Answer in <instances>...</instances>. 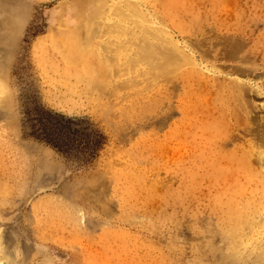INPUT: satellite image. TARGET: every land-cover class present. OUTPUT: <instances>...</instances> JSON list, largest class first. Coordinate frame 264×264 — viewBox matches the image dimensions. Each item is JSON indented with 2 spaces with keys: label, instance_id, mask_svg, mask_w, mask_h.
I'll list each match as a JSON object with an SVG mask.
<instances>
[{
  "label": "rangeland",
  "instance_id": "1",
  "mask_svg": "<svg viewBox=\"0 0 264 264\" xmlns=\"http://www.w3.org/2000/svg\"><path fill=\"white\" fill-rule=\"evenodd\" d=\"M96 1L0 0L1 264H264V227L240 253L223 238L230 204L264 206V0H131L192 57L171 80L126 71L131 50L99 53L121 33L66 57L83 22L107 15ZM100 57L124 69L108 65L102 85ZM40 112L74 119L77 142L99 133L94 157L40 140Z\"/></svg>",
  "mask_w": 264,
  "mask_h": 264
},
{
  "label": "bare ground",
  "instance_id": "2",
  "mask_svg": "<svg viewBox=\"0 0 264 264\" xmlns=\"http://www.w3.org/2000/svg\"><path fill=\"white\" fill-rule=\"evenodd\" d=\"M104 0H97L95 2L96 6L95 7H100V5H103ZM109 1V3L107 4V6H105L104 9H106L107 11V15H102L101 12L99 13H95V15L93 16L94 19L90 20H85L83 22V26H82V31L81 34L76 33L75 35L70 36L66 42V44L63 45L64 50H66L65 54L66 57L72 59L77 55H81V53H84L86 51L89 50H93L94 47L91 44V40L94 37V34H100L99 37L101 35L104 34H114V33H121L122 35H126V40L124 39V41L119 39L112 43V41L115 40H106V41H102L98 46L97 49L99 50V53H101L100 51L102 50H111L113 57L111 58L113 61L115 59L116 53H120L121 52H126L127 50H131V53H127V56H129L127 58V62L125 63V66L123 67L125 70H132L134 69L135 64H139V63H145L147 64L148 67V71L149 73H151V76H154V74H158L160 72H162V74H166L168 72L167 76L168 80H171L170 78H172L171 76L176 73L177 71H179L182 67L189 65L190 63H192V57L189 56V54L186 52V49L182 46H180L175 40H173V38L171 37V35L168 33V31L164 28L166 26H161V24H156V22L152 21L153 16L150 17V15H147V13H145L138 4H136L134 1L131 0H107ZM91 2V1H90ZM88 5V4H87ZM91 5V4H89ZM106 5V4H105ZM142 6V5H141ZM102 8V9H103ZM144 8V7H142ZM93 9V8H92ZM96 9V8H95ZM150 9V8H149ZM89 10V9H88ZM105 11V12H106ZM148 11V9L146 10ZM91 12V11H90ZM106 14V13H105ZM3 17V16H2ZM6 17V16H5ZM3 17V18H5ZM155 18V17H154ZM7 19V18H6ZM98 19L100 21H98ZM158 19V17H157ZM166 19V18H165ZM96 20V21H95ZM155 20V19H154ZM161 20V19H160ZM159 20V21H160ZM4 21V20H2ZM5 21H8L5 20ZM158 21V20H157ZM99 22V23H97ZM2 23V22H1ZM11 23V22H10ZM102 24V25H101ZM173 25V24H172ZM178 27V26H177ZM112 34V35H113ZM108 39V38H107ZM121 39V38H120ZM185 40V39H184ZM186 41V40H185ZM204 44V40L202 41ZM188 43V42H187ZM196 43V41H195ZM197 44V43H196ZM202 44V43H201ZM228 44V43H227ZM232 44V43H230ZM235 45V44H234ZM190 46V45H189ZM230 46V45H229ZM199 47V46H198ZM236 47V46H235ZM133 48V49H131ZM200 48V47H199ZM234 48V47H233ZM96 49V50H97ZM192 49V47H191ZM201 49V48H200ZM50 50V49H49ZM204 50V49H202ZM110 51V52H111ZM109 52V51H106ZM98 53V54H99ZM192 54V53H191ZM100 55V54H99ZM110 55V54H109ZM124 55V54H123ZM223 55V54H222ZM221 55V56H222ZM106 56V54L104 55ZM118 56V55H117ZM219 56V55H218ZM103 57V56H102ZM220 57V56H219ZM108 58V57H107ZM119 58V57H118ZM223 58V57H221ZM240 58V57H239ZM96 59V58H95ZM109 59V58H108ZM230 59V58H228ZM231 60V59H230ZM235 60V59H233ZM110 61V59H109ZM107 59L105 58H101L99 60V64H95V66L97 65V67L93 68L94 69V73L96 74V77L98 79V85H102L105 76H106V70H107V66L111 65L110 68V74H115L113 73V71H115V68L117 70H119L117 67L119 66H114L112 63H108L109 62ZM243 61V60H242ZM116 62V60H115ZM121 64V63H120ZM200 64V63H199ZM115 68H114V67ZM89 65L87 63H82V70L83 71H87L88 70ZM120 68V69H123ZM123 70H119V71H124ZM142 71L143 68H141ZM71 70V69H70ZM117 70L115 71L117 74L120 73L119 71L117 72ZM251 70V69H250ZM127 71V70H126ZM140 71V70H139ZM91 72V71H90ZM165 72V73H164ZM213 72V71H212ZM85 73V72H84ZM134 73V72H132ZM138 73V72H137ZM221 73V72H220ZM89 74V72H88ZM87 74V75H88ZM125 74V73H124ZM123 74V75H124ZM109 75V74H108ZM121 75V74H119ZM142 75V74H141ZM165 75V76H166ZM117 76V75H116ZM150 76V75H149ZM158 76V75H157ZM162 76V77H165ZM112 78V76H111ZM129 78V77H128ZM156 78V77H155ZM158 78V77H157ZM166 78V77H165ZM108 79V78H107ZM146 79V78H145ZM162 79V78H161ZM113 80V79H112ZM133 80V78H132ZM139 81V79H137ZM110 81V80H109ZM134 81V80H133ZM138 81H134L133 83H136ZM125 82V81H124ZM110 83V82H109ZM120 83V82H119ZM118 83V84H119ZM123 83V82H122ZM126 83V82H125ZM111 84V83H110ZM117 84V83H116ZM127 84V83H126ZM130 84V83H129ZM138 84V83H137ZM162 84V83H161ZM108 85V84H107ZM123 85V84H122ZM173 85V84H172ZM242 85V84H241ZM119 86V85H118ZM116 86V87H118ZM121 86V85H120ZM119 86V87H120ZM124 86H127L124 84ZM169 86V85H168ZM244 86V85H243ZM242 86V87H243ZM103 87V86H102ZM108 87V86H107ZM123 87V86H122ZM171 87V86H170ZM245 87V86H244ZM243 87V89H244ZM91 88V87H90ZM109 88V87H108ZM127 88V87H125ZM172 88V87H171ZM106 89V88H105ZM121 89V88H120ZM130 89V88H129ZM175 89V88H174ZM101 90V89H100ZM178 90V88L176 89ZM108 92V91H107ZM100 93V92H99ZM248 103V102H247ZM250 105V103H249ZM175 111V110H174ZM173 112V111H172ZM215 113V112H214ZM194 114V113H193ZM198 114V113H197ZM169 116V115H168ZM171 116V115H170ZM174 116V115H173ZM212 120V119H211ZM257 124V122H256ZM260 124V123H259ZM260 126V125H258ZM198 127V125H197ZM262 127V126H261ZM260 127V128H261ZM195 128V127H194ZM203 128V127H202ZM263 128V127H262ZM176 129V128H175ZM174 129V130H175ZM196 129V128H195ZM194 129V130H195ZM264 129V128H263ZM263 129H259L256 128V130H260L261 133H259V135H257V131L254 132L256 134V139H258V136H260V139H263V134L262 131ZM189 130V129H188ZM193 130V131H194ZM173 131V130H172ZM171 131V132H172ZM192 131V132H193ZM175 132V131H173ZM188 132V131H187ZM200 132V131H199ZM203 132V131H201ZM215 132V131H214ZM197 133V132H196ZM207 133V132H206ZM204 134V133H203ZM253 134V133H252ZM262 134V135H261ZM180 137V136H179ZM180 140V139H179ZM183 141V140H182ZM190 142V141H189ZM186 143V142H185ZM181 144V142H180ZM257 144V143H256ZM197 145V143H196ZM262 146V145H261ZM193 147V146H192ZM202 147V146H201ZM191 148V147H190ZM180 149V148H179ZM170 150V149H169ZM8 151V150H7ZM178 151V150H177ZM260 151H262L260 149ZM15 153V152H14ZM176 153V151H175ZM12 155V154H10ZM193 155V154H192ZM14 156V154H13ZM21 159V158H20ZM233 161V158L230 159ZM24 162V161H23ZM241 162V161H240ZM244 162V161H242ZM254 162V161H253ZM192 163V162H191ZM230 162H228L229 164ZM257 163L258 165H260L262 168H264V154H260L257 157ZM22 163H20L21 165ZM26 165V163H24ZM233 165V164H232ZM235 165V164H234ZM233 165V166H234ZM237 165V164H236ZM245 164H243L244 166ZM193 166V165H192ZM25 167V166H24ZM220 167V166H219ZM239 167V166H237ZM246 167V165H245ZM210 168V167H209ZM233 169V168H232ZM231 169V170H232ZM193 170V169H192ZM218 170V169H217ZM237 170V169H236ZM22 171V170H21ZM191 172V171H190ZM189 173V172H186ZM207 173V172H206ZM229 173V172H228ZM236 173V172H235ZM188 175V174H187ZM191 175V173H190ZM193 175V174H192ZM228 175V174H226ZM229 177V176H228ZM229 180V179H228ZM235 180V179H234ZM23 181V180H22ZM238 181V180H237ZM181 183V182H180ZM252 184V183H251ZM264 184V183H263ZM244 186V183H243ZM241 188V187H239ZM222 189V188H221ZM236 190V189H235ZM225 196V194H224ZM223 198V197H222ZM249 204L247 205L246 202L242 203L240 207H236V202L235 205L230 204L229 209H227V214L229 215V224L227 223L224 227H223V232L224 235L222 234L223 232H220L221 235H223V238L225 236V240H226V247L227 249H229V253L230 251H239L240 249H238L239 247L244 248V246H246L247 244V240H245L244 237V232L249 229L252 228L253 231H259L260 229H262L264 227V206L261 207L260 209L257 208H253L252 211L249 210L248 208ZM256 210V211H255ZM254 212V213H253ZM228 222V221H227ZM1 229V228H0ZM188 229V228H187ZM34 230V229H33ZM219 231V229H218ZM217 231V232H218ZM219 233V232H218ZM1 234V233H0ZM1 236V235H0ZM210 236V235H209ZM218 236V235H215ZM220 238V237H219ZM263 238V237H262ZM197 239V238H196ZM251 239V238H250ZM254 239V238H253ZM211 240V239H210ZM221 240V239H220ZM224 240V241H225ZM1 241V240H0ZM207 241V240H206ZM249 241V240H248ZM253 241V240H252ZM17 242V241H16ZM264 239H260L258 241V243H263ZM209 245H211L210 243H208ZM13 245V244H12ZM68 245V244H67ZM202 245V244H201ZM251 245V244H250ZM264 245V244H263ZM262 245V246H263ZM261 246V247H262ZM202 247V246H201ZM205 248H208L207 245ZM247 248V247H245ZM264 249V246L262 247ZM225 249V248H224ZM260 249V248H259ZM9 250V249H8ZM14 250V249H13ZM204 250V249H203ZM246 250V249H245ZM262 250V249H261ZM259 250V251H261ZM16 251V250H15ZM222 251V250H221ZM224 251V250H223ZM241 251V250H240ZM239 251V253H240ZM264 251V250H262ZM14 252V251H13ZM228 253V254H229ZM254 253V252H253ZM256 253V252H255ZM232 254V253H231ZM230 254V256H231ZM243 254V253H242ZM245 254V253H244ZM259 254V253H257ZM15 257V256H14ZM224 257V255H223ZM222 257V258H223ZM255 257V256H254ZM257 257V255H256ZM234 258V256H233ZM232 259V261L235 259ZM237 258H239V256H237ZM241 258V257H240ZM244 258V257H243ZM250 258V257H249ZM263 258V257H262ZM228 259V258H227ZM246 259V257H245ZM245 259L243 260V262H245ZM253 259V258H252ZM251 259V260H252ZM257 259V258H256ZM247 260V259H246ZM254 260V259H253ZM259 260V259H258ZM264 260V259H263ZM4 261V260H3ZM6 261V260H5ZM236 261V260H235ZM255 261V260H254ZM261 261V260H260ZM7 262V261H6ZM242 262V263H243ZM251 262V261H250ZM249 262V263H250ZM1 264V262H0ZM13 264V263H12ZM240 264V263H239ZM246 264V263H245ZM252 264V263H251ZM256 264V262L254 263Z\"/></svg>",
  "mask_w": 264,
  "mask_h": 264
},
{
  "label": "trees",
  "instance_id": "3",
  "mask_svg": "<svg viewBox=\"0 0 264 264\" xmlns=\"http://www.w3.org/2000/svg\"><path fill=\"white\" fill-rule=\"evenodd\" d=\"M40 127L37 130L40 134V140L50 143L53 147L63 150L67 145L69 149H78L82 152L84 159L89 160L94 157L97 149L101 143V135L94 132L95 138L90 139L88 142H83L82 139L79 142L68 135L71 124H75V120L72 118H64L63 115L58 113H42L40 117L36 119ZM40 128V129H39ZM77 129H74L73 133H76Z\"/></svg>",
  "mask_w": 264,
  "mask_h": 264
}]
</instances>
